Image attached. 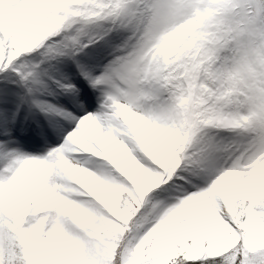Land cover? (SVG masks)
I'll use <instances>...</instances> for the list:
<instances>
[{
  "label": "snow or ice",
  "instance_id": "1",
  "mask_svg": "<svg viewBox=\"0 0 264 264\" xmlns=\"http://www.w3.org/2000/svg\"><path fill=\"white\" fill-rule=\"evenodd\" d=\"M262 185L264 0H0V264H264Z\"/></svg>",
  "mask_w": 264,
  "mask_h": 264
},
{
  "label": "bare ground",
  "instance_id": "2",
  "mask_svg": "<svg viewBox=\"0 0 264 264\" xmlns=\"http://www.w3.org/2000/svg\"><path fill=\"white\" fill-rule=\"evenodd\" d=\"M133 120L136 123V127L138 129L139 135L143 138L148 140H152L154 137L156 138L155 140L157 141V137H161L160 139L163 140V134L158 133L155 129L151 128L150 126L147 125L146 122L143 120L139 119L137 116L133 117ZM97 135L99 133L97 132ZM145 140V141H146ZM159 140V141H161ZM115 146V145H114ZM113 146V148H114ZM81 183H85L87 185H91L97 192H99L103 199L104 202L106 203V206L109 207H117L116 205V192L119 190V188L115 187H105L100 185L94 177H92L89 174H85L84 178L82 179ZM264 188V185L261 186ZM67 191L71 194L73 193V189L71 187L67 188ZM66 207L68 209L69 214L73 216H79L80 215V210L77 208L72 207L70 204H66ZM103 234V233H102ZM62 255L66 258L68 261V264H71L73 258H74V253L70 249H65Z\"/></svg>",
  "mask_w": 264,
  "mask_h": 264
},
{
  "label": "rangeland",
  "instance_id": "3",
  "mask_svg": "<svg viewBox=\"0 0 264 264\" xmlns=\"http://www.w3.org/2000/svg\"><path fill=\"white\" fill-rule=\"evenodd\" d=\"M211 2L212 3H218L219 4V3H227V2H229V0H211ZM127 116H128V119L129 120L134 121L133 120V117H135L136 115L134 113H127ZM157 138H158L157 141L155 140L156 139L155 137L152 140L151 139L148 140V141L146 139H144V140H146L149 143L154 144L157 148H159V147L162 146L163 140H161L160 139L161 137H159V136ZM159 140H161V141H159ZM120 147L121 146H119V145H115L114 146V151H119L120 150ZM66 168H67V170H70L71 169L70 166H66ZM74 192H75V189H73V193ZM116 205L119 206L121 209L126 208L128 206L127 205V201H125L123 199V192L120 189L117 190V192H116Z\"/></svg>",
  "mask_w": 264,
  "mask_h": 264
},
{
  "label": "clouds",
  "instance_id": "4",
  "mask_svg": "<svg viewBox=\"0 0 264 264\" xmlns=\"http://www.w3.org/2000/svg\"><path fill=\"white\" fill-rule=\"evenodd\" d=\"M85 174H87V170L79 166H72L70 170H67V178L69 181L75 180L81 182Z\"/></svg>",
  "mask_w": 264,
  "mask_h": 264
}]
</instances>
